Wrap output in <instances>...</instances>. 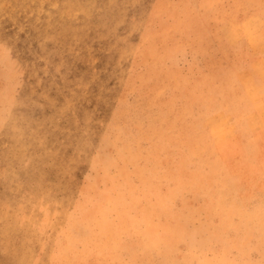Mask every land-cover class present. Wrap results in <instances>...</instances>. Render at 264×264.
<instances>
[{
	"label": "rangeland",
	"instance_id": "obj_1",
	"mask_svg": "<svg viewBox=\"0 0 264 264\" xmlns=\"http://www.w3.org/2000/svg\"><path fill=\"white\" fill-rule=\"evenodd\" d=\"M249 13L0 0V264H264V87L217 39Z\"/></svg>",
	"mask_w": 264,
	"mask_h": 264
},
{
	"label": "crops",
	"instance_id": "obj_2",
	"mask_svg": "<svg viewBox=\"0 0 264 264\" xmlns=\"http://www.w3.org/2000/svg\"><path fill=\"white\" fill-rule=\"evenodd\" d=\"M248 20L251 23L249 38L243 36V33L235 28L228 26L227 23H223L219 25L220 33L217 39L219 42H224L229 46H234L236 44H244L248 46L249 54L247 57V63L235 64L232 69L236 74V79L239 80V83L241 85L244 84L245 86H249L248 95L251 96L254 93V86L264 87V47L262 48V43L258 41L260 33H264V25L258 27V17L256 13H249ZM260 40H262L264 45V39L260 38ZM247 75L249 76L248 80L246 79ZM261 95L264 97V89Z\"/></svg>",
	"mask_w": 264,
	"mask_h": 264
}]
</instances>
